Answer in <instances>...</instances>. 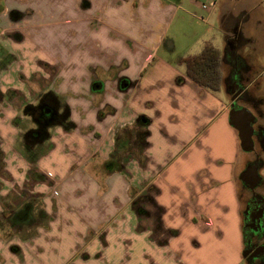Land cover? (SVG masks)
Wrapping results in <instances>:
<instances>
[{"label":"crops","instance_id":"obj_1","mask_svg":"<svg viewBox=\"0 0 264 264\" xmlns=\"http://www.w3.org/2000/svg\"><path fill=\"white\" fill-rule=\"evenodd\" d=\"M201 1L21 0L17 19L8 9L20 51L0 78V227L37 226L54 197L90 229L132 221L117 249L125 246L124 262L248 264L246 158L225 81L236 72V37L244 41L237 53L253 47L264 58V0L206 9ZM182 7L197 23L182 26L221 52L216 92L185 75L187 54H174L179 41L168 30ZM134 139L143 140L139 153ZM27 203L33 223L11 226Z\"/></svg>","mask_w":264,"mask_h":264},{"label":"rangeland","instance_id":"obj_2","mask_svg":"<svg viewBox=\"0 0 264 264\" xmlns=\"http://www.w3.org/2000/svg\"><path fill=\"white\" fill-rule=\"evenodd\" d=\"M20 1L0 0V78L12 68L13 64H10L9 55L18 60V55H14L12 52L19 53L20 51V44L16 43L18 41L16 35L19 37L20 32H11L12 30L9 29L10 26L8 25L12 24L14 18L7 15V12L8 9L11 10L9 13L24 11L23 5L21 6L23 3H20ZM200 2L202 1L200 0ZM183 8L185 7L179 10L168 30V34L175 36L179 41L174 54H195L201 49L200 39L197 38L195 31L190 32L187 24H184L183 27L181 23L187 21H190L193 25L197 23L186 14ZM20 15L18 13L15 19L19 18ZM181 15L184 16V21L178 20ZM47 16V19L54 18V20H58L59 18L58 15ZM197 19L201 20L200 18ZM93 22L96 24L98 19H94ZM193 29L198 30L196 25ZM15 31H18V29ZM216 37L218 38V34ZM215 44H219V42ZM234 56L236 71L243 72L244 81L242 84L248 86L247 91L254 97L256 107H252L248 103L242 104L250 111H254L257 118L262 119V122H264V58L260 57V50L253 47L246 51H238ZM3 82L4 79L0 80L1 85ZM20 126H25L24 121H21ZM1 133H3L2 129L0 135ZM254 147V151H257L264 160V152H261L256 141ZM243 156H245L246 161L253 158L254 153L243 151L241 157ZM21 170L17 168L18 173ZM259 173L264 177V165L259 169ZM16 181L20 182V180ZM258 190L264 195V182L261 183ZM245 194H247L246 189L241 185L239 190L241 211ZM44 204L49 207L47 208L48 212H46L44 218H40L36 214L38 217L36 220L37 226L19 231L6 225L0 227V264H130V260L124 262L121 259L125 246L120 248L121 252L119 254L117 249L119 240L127 235L130 237L133 232L132 221L124 227L113 225L94 230L87 227L83 219L80 220L74 217L69 208L58 199L51 197L50 201L44 202ZM0 215L2 220L4 216ZM122 231L130 232L123 234Z\"/></svg>","mask_w":264,"mask_h":264},{"label":"flooded vegetation","instance_id":"obj_3","mask_svg":"<svg viewBox=\"0 0 264 264\" xmlns=\"http://www.w3.org/2000/svg\"><path fill=\"white\" fill-rule=\"evenodd\" d=\"M233 41L238 48L236 50L229 49V53L235 52L236 54L239 47L244 44V41L239 37H236ZM230 78L231 79L225 81L226 91L230 96V102H234V107H246L242 103H248L251 104L252 107H256L254 97L247 91L248 86L242 84L244 81L243 72L236 71ZM234 95L235 97L232 99ZM251 112L254 114L252 122L253 143L255 146L256 141L261 152H264V130L258 122L256 113L254 111ZM45 116L48 115L45 114ZM254 148L255 147H253V150L248 151L253 152L254 157L245 161L244 169L250 170L252 167H256L260 178L257 183L251 187L252 176L248 172L243 181V187L247 192L244 196L245 198L241 211L243 229L245 231L244 251L248 264H264V195L258 190V187L264 182V177L259 173V169L264 165V160L257 151H254Z\"/></svg>","mask_w":264,"mask_h":264},{"label":"trees","instance_id":"obj_4","mask_svg":"<svg viewBox=\"0 0 264 264\" xmlns=\"http://www.w3.org/2000/svg\"><path fill=\"white\" fill-rule=\"evenodd\" d=\"M180 63L184 68L185 75L199 86L212 92L220 89L222 80L221 52L210 41H206L198 53L183 56ZM141 140L134 139L131 142L132 146H128L139 153L143 144V140ZM115 164L116 160L113 158L106 163V167L110 170L114 168ZM40 215L41 218H44L45 213L41 211ZM33 218L31 203H27L7 220L11 226L20 227L23 224L33 223Z\"/></svg>","mask_w":264,"mask_h":264},{"label":"water","instance_id":"obj_5","mask_svg":"<svg viewBox=\"0 0 264 264\" xmlns=\"http://www.w3.org/2000/svg\"><path fill=\"white\" fill-rule=\"evenodd\" d=\"M236 95V94H235ZM235 95L232 97L234 99ZM229 123L237 130L238 137L240 140V146L243 151H251L253 150L254 143L252 139L253 127L252 122L254 119V114L247 109L246 107H234V102H231L230 109L228 112ZM252 176L251 187H253L260 176L257 173L256 167H252L250 170L244 169L240 174L239 178L244 180V177L247 173ZM245 255V251L243 252Z\"/></svg>","mask_w":264,"mask_h":264},{"label":"built area","instance_id":"obj_6","mask_svg":"<svg viewBox=\"0 0 264 264\" xmlns=\"http://www.w3.org/2000/svg\"><path fill=\"white\" fill-rule=\"evenodd\" d=\"M217 1L218 0H208L207 2L201 4V8L206 9L210 6H214L217 3ZM200 18H202V16H200Z\"/></svg>","mask_w":264,"mask_h":264}]
</instances>
